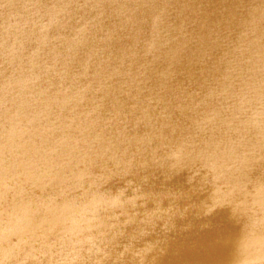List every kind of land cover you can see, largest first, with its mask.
Segmentation results:
<instances>
[{"label": "water", "instance_id": "1", "mask_svg": "<svg viewBox=\"0 0 264 264\" xmlns=\"http://www.w3.org/2000/svg\"><path fill=\"white\" fill-rule=\"evenodd\" d=\"M0 264H264V0H0Z\"/></svg>", "mask_w": 264, "mask_h": 264}]
</instances>
